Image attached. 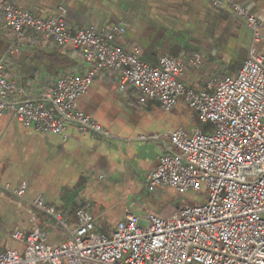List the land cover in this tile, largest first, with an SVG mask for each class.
Instances as JSON below:
<instances>
[{
    "label": "crops",
    "instance_id": "1",
    "mask_svg": "<svg viewBox=\"0 0 264 264\" xmlns=\"http://www.w3.org/2000/svg\"><path fill=\"white\" fill-rule=\"evenodd\" d=\"M2 1L38 18L62 8L71 33L92 29L103 35L123 23L127 31L114 38L115 47L150 65H158L162 55L175 57L182 65L179 82L195 92L208 82L234 76L246 59L251 35L243 19L232 15L233 4L259 20L257 51L264 56V0H220L218 8L209 0ZM84 69L78 49L0 26V72L17 81L12 102L36 101L57 78ZM119 83L118 73L101 72L74 102V109L104 133L69 126L61 135L23 125L8 113L0 116V252L21 251L22 243L12 234L35 228L45 232L48 244L63 242L77 225L79 208L92 214L99 233L104 234L103 221L111 223V234L128 214L166 217L182 207L169 196H158L164 191L175 194L173 189L150 190L145 177L170 149L167 134L198 128L196 113L182 97L170 110H163L157 100L139 104L136 90L130 85L121 90ZM22 187L23 197L18 198L13 191ZM36 197L60 215L65 227L33 206Z\"/></svg>",
    "mask_w": 264,
    "mask_h": 264
},
{
    "label": "built area",
    "instance_id": "2",
    "mask_svg": "<svg viewBox=\"0 0 264 264\" xmlns=\"http://www.w3.org/2000/svg\"><path fill=\"white\" fill-rule=\"evenodd\" d=\"M216 8L220 0H209ZM232 15L243 19L251 40L243 64L234 76H226L204 90L186 89L178 77L182 65L162 55L158 65L138 60L135 53L113 45L127 26L114 25L105 34L92 29L68 31L65 10L38 18L0 0V26L14 34L30 31L57 46L79 51L82 74L57 78L36 101L12 102L16 77L0 72V116L36 130L65 135L67 127L78 132L104 133L98 123L74 109V102L101 72L119 75V88L136 90L139 104L157 100L170 110L182 97L207 130L188 134L178 128L167 138L170 149L158 157L145 177L148 189L171 188L177 192H204L200 203L185 205L169 216L151 212L128 214L119 220L110 238L95 231V218L76 210L77 225L56 245L46 242L39 228L27 234L14 232L21 251L0 252V264H264V56L257 51L260 22L239 4ZM199 56L194 54L197 64ZM212 90V93L208 91ZM22 198L24 187L13 191ZM32 204L64 226L40 197ZM65 227V226H64Z\"/></svg>",
    "mask_w": 264,
    "mask_h": 264
},
{
    "label": "rangeland",
    "instance_id": "3",
    "mask_svg": "<svg viewBox=\"0 0 264 264\" xmlns=\"http://www.w3.org/2000/svg\"><path fill=\"white\" fill-rule=\"evenodd\" d=\"M208 92L209 93H212V90H209ZM204 126H209V125L202 124L200 122L198 123V129L199 130L202 131L203 128H204ZM191 132H188V134H191ZM173 191H175V190L173 189ZM174 193L175 194H173V193H167L166 191H164V192H160L158 194V196H161V197H163V196L164 197L165 196H169L170 197V200H174V202H176L178 204L177 206H185V205L200 203V202H202L204 200V192L203 191H201V192H185V193H180V192L175 191ZM171 204L172 203H170L169 205L171 206ZM178 208H180V207H176V210ZM110 224L111 223H109L107 220H105V221L102 222V225L100 227L101 230H102V232L104 234H107L106 236L108 238H110V235H111V234H109L107 232L108 229H109Z\"/></svg>",
    "mask_w": 264,
    "mask_h": 264
},
{
    "label": "trees",
    "instance_id": "4",
    "mask_svg": "<svg viewBox=\"0 0 264 264\" xmlns=\"http://www.w3.org/2000/svg\"><path fill=\"white\" fill-rule=\"evenodd\" d=\"M78 53H79V51H78ZM205 130H207V128H206V127H204L202 131H205Z\"/></svg>",
    "mask_w": 264,
    "mask_h": 264
}]
</instances>
